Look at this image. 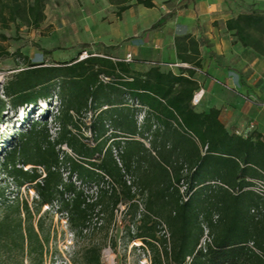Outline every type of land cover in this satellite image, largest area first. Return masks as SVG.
<instances>
[{
  "label": "trees",
  "instance_id": "trees-1",
  "mask_svg": "<svg viewBox=\"0 0 264 264\" xmlns=\"http://www.w3.org/2000/svg\"><path fill=\"white\" fill-rule=\"evenodd\" d=\"M107 1L117 18L132 1L155 7V0ZM195 1L180 0L151 28ZM45 3L0 0V24L7 29L20 21L38 28ZM241 9L226 20L225 28L234 43L264 57V11L253 5ZM174 47L180 63L188 65L177 73L153 63L141 74L130 62L89 53L82 60L78 56L55 64L25 59L24 68L5 82L0 124L8 111L21 109L23 115L0 170L17 189L30 186L36 198L31 203L10 201L0 191V264H44L50 238L40 216L44 206L64 213L70 229L82 235L97 209L112 218L118 205L129 210L128 237L142 243L150 264H264V197L250 190L253 180L264 178V137L256 131L245 136L229 132L219 120V109L197 112L191 101L199 89L195 75L202 70L200 47L211 60L215 55L204 38L197 42L191 35L176 38ZM18 54L0 47V57ZM53 98L54 136L49 114L41 115ZM62 146L81 161L69 157ZM125 175L132 177L134 192ZM83 184L104 187L90 201L79 187ZM138 195L145 197L143 212L135 202ZM160 222L168 238L160 234ZM203 226L212 242L205 251L197 249ZM100 256L98 246L81 254L84 264H101Z\"/></svg>",
  "mask_w": 264,
  "mask_h": 264
},
{
  "label": "rangeland",
  "instance_id": "rangeland-1",
  "mask_svg": "<svg viewBox=\"0 0 264 264\" xmlns=\"http://www.w3.org/2000/svg\"><path fill=\"white\" fill-rule=\"evenodd\" d=\"M179 1L155 0L153 9L134 5L132 1V6L122 13L121 18H117L115 7L107 0H46L45 17L38 28L22 25L20 21L9 23L7 29L0 24V35L5 36L4 40L0 38V47L9 54L19 52L15 56L0 57V92L5 82L17 70L24 68L25 59L35 64H55L80 57L84 53H92L123 60L127 55L124 52L127 47L132 49L133 42L151 36L161 41L151 45L153 52L165 54V60H168L172 40L174 42L178 37L193 33L196 38L201 33L216 51L215 62L219 66V73L214 72L218 80L211 84L210 96L217 101H224L226 108H231L232 104L229 102L235 99L236 111H243L247 117L244 128L253 124L255 129L257 121L264 131V57L234 43L231 32L225 28L226 20L242 13L241 8L245 5H253L255 9L264 11V0H196L188 9L178 11L159 28H151L163 14L172 11ZM157 47L158 50H155ZM43 50L50 51V54L44 55ZM200 51L203 55L201 62L204 61L202 67H215L214 62H208L206 50L202 48ZM130 56L132 60L133 55ZM161 64L169 67L168 63ZM167 67H163L164 70L169 69ZM239 76L246 82L247 88L240 84ZM196 78L199 79L201 88L210 80L206 72L200 70L196 72ZM226 79H229L227 84ZM56 105L57 100L53 98L51 108L41 113L49 114L47 119L51 134L54 133L53 114ZM22 115L19 109L16 114L8 111L2 118L0 163L5 149L12 141L13 132L19 129ZM32 117H35V114ZM81 131L85 132L84 129ZM63 149H67L64 152L69 157L74 155L67 147ZM28 168L30 167L26 169ZM63 171L66 173V170ZM79 187L89 196L90 201H95L104 185L83 184ZM0 191L3 192L4 198L10 201L23 199L31 203L36 198L30 186L25 185L17 189L14 182L1 170ZM135 201L140 203L143 212L145 197L138 195ZM97 211L98 209L91 216L83 234L77 235L70 229L64 213L58 212L56 207L49 209L44 206L40 216L43 217L45 230L50 234L44 264H84L81 254L92 246L101 248V264H144L145 255L149 253L143 250L140 241L130 240L128 237L127 207L118 205L112 218L109 217L108 211ZM37 219L38 217L34 221ZM24 264L29 262L25 260Z\"/></svg>",
  "mask_w": 264,
  "mask_h": 264
},
{
  "label": "crops",
  "instance_id": "crops-1",
  "mask_svg": "<svg viewBox=\"0 0 264 264\" xmlns=\"http://www.w3.org/2000/svg\"><path fill=\"white\" fill-rule=\"evenodd\" d=\"M197 25H198V22H197ZM191 36L197 42H200L201 38H204L207 41V39L201 33H199L198 36H196V38L194 37L195 36L194 33ZM156 42L158 43L161 41L159 38H155V37H151V36L147 37V39L141 38L140 40H138V42L135 41V43L130 42L134 45L133 46L134 48L131 49L130 47H127L126 50H124V52H125V55L126 54L133 55V59L130 62V65L133 68V70L136 72H139L141 74H145L146 71L151 67V65L153 63L160 62V63H168V65H169V67H167V66H164L161 64V70L162 71H172L174 73H177L180 66L176 67L175 65L176 64H182V63H180V61L176 57V50L174 47L173 40H172V43H170V45H169V47H171V52H170V56H169L168 60H165V59H167L165 57V54H163V53L155 54L153 52L151 45L153 43H156ZM208 44L210 46V43H208ZM202 48L206 50L207 56H208V50L205 47H200V50H202ZM210 49L213 51V53L216 57V51H214V49H212L211 46H210ZM155 50H158V47L155 48ZM200 55H201V51H200ZM201 57H203V55H201ZM215 57H214V59L211 60L208 56V58H209L208 62H210V61L214 62L215 67H208V69H204L202 67L203 69L200 70L201 72H206V74L209 76V79H210L204 83V88H201L200 81L198 78H196V75H195V79H196L198 86H199V89L195 93H199L200 100H199L197 105H193L192 102H191V104L196 108L197 112H203V111L208 110L209 108L219 109L220 110L219 120L229 132L235 133L236 131H241L244 133H248L249 124L247 125L246 128H244V126H246L245 120L247 117H246V115H244L242 113L243 112L242 110H241L242 112H240L239 110L236 111V107L234 105L236 102L235 99L233 101L229 102V104L230 103L232 104V106H230L231 108H226L223 105L224 101H217L215 99H212V97L210 96L211 91L209 89L212 86L211 84L213 83V81L218 80L217 77L215 76L214 72L216 74L219 73V71H218L219 66L215 62ZM201 63L204 64V61H202ZM163 67H167L169 69L164 70ZM172 68H175V69H172ZM228 82H229V79H226V84ZM254 131L260 133L262 135V137H264V131L261 130V127L257 121H256V127H255Z\"/></svg>",
  "mask_w": 264,
  "mask_h": 264
},
{
  "label": "built area",
  "instance_id": "built-area-1",
  "mask_svg": "<svg viewBox=\"0 0 264 264\" xmlns=\"http://www.w3.org/2000/svg\"><path fill=\"white\" fill-rule=\"evenodd\" d=\"M89 56H90L89 54L84 53L83 55H81L79 57V60L85 59V58H87ZM123 61H125V62H131L132 60H131L130 54H127L126 57L123 59ZM175 66L176 67H179V66L180 67H188L186 64H176ZM103 80H106V79L104 78ZM199 100H200L199 93H195L194 96H193V98H192V101L191 102H192L193 105H197L198 102H199ZM55 112H56V110H55ZM253 127H254L253 124H250L248 126V131H252L254 129ZM56 130H57V128L54 127V133H52L53 136L55 135ZM235 134H237V135H243V136L246 135V133H243L241 131H236ZM143 143H144V145L147 148H149V145H148L147 142L143 141ZM61 148H62L63 151L64 150H67V149H63V148H66V146L61 147ZM205 149H206V147H205ZM71 157L74 160H76V161L80 160V158L77 157L75 154L74 155H71ZM39 170H40L39 172L41 173V178L45 177L44 171L41 168H39ZM124 179H125L127 185H129V186L132 187V182H133L132 177H130L129 175H125ZM106 180H107V182H110V180L107 177H106ZM106 188H108V186H106ZM184 189H185V186L182 185L180 187V193L181 194H183ZM132 190L134 192V190H135L134 187H132ZM250 190L253 191L257 195H259L261 197H264V178L258 179V180H253L252 181V185L250 187ZM136 203H138V202H136ZM138 205H139L140 210H141L142 207H141L140 203H138ZM122 209H123V207H122ZM160 223H161V232H160V234L163 235V236H165L166 238H168L169 237V234H168V231L166 229V226L162 222H160ZM203 229H204V234H203V236H202V238L200 240V243H199L197 249H202L203 251H205L206 247L208 245H211L212 242H211V237L209 236L208 228L206 226H203ZM136 241H138V240H136ZM139 244L141 246H143L142 243H139ZM137 247H140V246L137 245ZM186 260L189 261L190 258H187ZM143 263L144 264H150L149 255H145V259H144Z\"/></svg>",
  "mask_w": 264,
  "mask_h": 264
}]
</instances>
